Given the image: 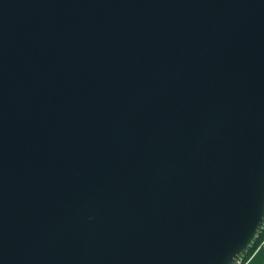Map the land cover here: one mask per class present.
I'll use <instances>...</instances> for the list:
<instances>
[{"label":"water","instance_id":"obj_1","mask_svg":"<svg viewBox=\"0 0 264 264\" xmlns=\"http://www.w3.org/2000/svg\"><path fill=\"white\" fill-rule=\"evenodd\" d=\"M264 221V0H0V264H232Z\"/></svg>","mask_w":264,"mask_h":264},{"label":"trees","instance_id":"obj_2","mask_svg":"<svg viewBox=\"0 0 264 264\" xmlns=\"http://www.w3.org/2000/svg\"><path fill=\"white\" fill-rule=\"evenodd\" d=\"M264 240V226L259 230L258 236L252 240L246 250L240 255L243 260V264H245L248 259L252 256V254L256 251L258 246Z\"/></svg>","mask_w":264,"mask_h":264},{"label":"crops","instance_id":"obj_3","mask_svg":"<svg viewBox=\"0 0 264 264\" xmlns=\"http://www.w3.org/2000/svg\"><path fill=\"white\" fill-rule=\"evenodd\" d=\"M261 258H264V247L256 249L245 264H257Z\"/></svg>","mask_w":264,"mask_h":264},{"label":"built area","instance_id":"obj_4","mask_svg":"<svg viewBox=\"0 0 264 264\" xmlns=\"http://www.w3.org/2000/svg\"><path fill=\"white\" fill-rule=\"evenodd\" d=\"M263 226H264V221H263V223H262L260 229H262ZM260 229H259V230H260ZM258 233H259V231H258ZM258 233H257L256 237L258 236ZM256 237H255V238H256ZM261 247H264V240H263L262 243L258 246V248H261ZM258 248H257V249H258ZM232 264H243L242 257H241V256H238V257L233 261Z\"/></svg>","mask_w":264,"mask_h":264},{"label":"clouds","instance_id":"obj_5","mask_svg":"<svg viewBox=\"0 0 264 264\" xmlns=\"http://www.w3.org/2000/svg\"><path fill=\"white\" fill-rule=\"evenodd\" d=\"M257 264H264V258H261V260H259Z\"/></svg>","mask_w":264,"mask_h":264}]
</instances>
